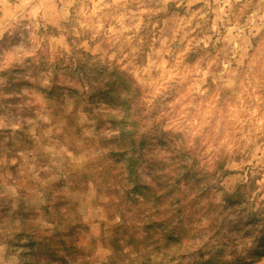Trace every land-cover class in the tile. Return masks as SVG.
I'll use <instances>...</instances> for the list:
<instances>
[{"label":"clouds","instance_id":"clouds-1","mask_svg":"<svg viewBox=\"0 0 264 264\" xmlns=\"http://www.w3.org/2000/svg\"><path fill=\"white\" fill-rule=\"evenodd\" d=\"M0 264H264V0H0Z\"/></svg>","mask_w":264,"mask_h":264}]
</instances>
